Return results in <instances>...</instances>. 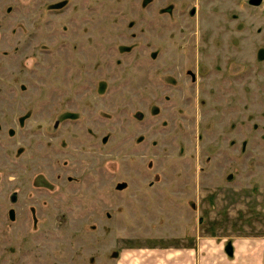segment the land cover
<instances>
[{
	"label": "rangeland",
	"instance_id": "1",
	"mask_svg": "<svg viewBox=\"0 0 264 264\" xmlns=\"http://www.w3.org/2000/svg\"><path fill=\"white\" fill-rule=\"evenodd\" d=\"M252 1L0 0V264H264Z\"/></svg>",
	"mask_w": 264,
	"mask_h": 264
},
{
	"label": "crops",
	"instance_id": "2",
	"mask_svg": "<svg viewBox=\"0 0 264 264\" xmlns=\"http://www.w3.org/2000/svg\"><path fill=\"white\" fill-rule=\"evenodd\" d=\"M137 250L138 249H136V250L135 249H126L122 253L121 259H120L118 264H151L150 260H148V258H145V257H142L140 259V261L135 260L136 257L133 255V253H135ZM139 250H142V249H139ZM222 251H224V255H223L222 259L224 261H226V262L229 261V260H231V261L234 260L236 262L238 257L242 258V254L240 253L242 251L239 250V253H234V258L233 259H229L228 256L231 257V258L233 256L232 249L230 251H227L224 248V243H223V246H222ZM212 252H213V250H212ZM199 253H200V251H199ZM177 255H180L181 258L179 260H177L176 262L174 261L172 264H185V262L183 260L186 259V258L189 260L186 264H196V261H194L192 263V258L195 259L196 255H197V252L194 249L193 250L188 249L187 251L180 252V254H177ZM158 256H160V255H158ZM173 256H175V255L170 254V256L166 255L164 257L168 259V258H172ZM222 259L221 260L219 259V260L222 261ZM210 260H211L210 257H206L205 254H204V256L200 255V259L198 258L197 264H210V262H209ZM234 261H232V262H234ZM212 262L214 264L216 261L212 260ZM157 264H170V263H167V261L165 260V261H160Z\"/></svg>",
	"mask_w": 264,
	"mask_h": 264
},
{
	"label": "trees",
	"instance_id": "3",
	"mask_svg": "<svg viewBox=\"0 0 264 264\" xmlns=\"http://www.w3.org/2000/svg\"><path fill=\"white\" fill-rule=\"evenodd\" d=\"M225 249H226L227 251H230V250L232 249V247H231L230 244H228V245L225 247Z\"/></svg>",
	"mask_w": 264,
	"mask_h": 264
},
{
	"label": "water",
	"instance_id": "4",
	"mask_svg": "<svg viewBox=\"0 0 264 264\" xmlns=\"http://www.w3.org/2000/svg\"><path fill=\"white\" fill-rule=\"evenodd\" d=\"M259 3V2H261V0H254V1H252V3Z\"/></svg>",
	"mask_w": 264,
	"mask_h": 264
},
{
	"label": "flooded vegetation",
	"instance_id": "5",
	"mask_svg": "<svg viewBox=\"0 0 264 264\" xmlns=\"http://www.w3.org/2000/svg\"><path fill=\"white\" fill-rule=\"evenodd\" d=\"M254 1V0H253ZM263 0H261V2H262ZM192 14H193V11L191 12Z\"/></svg>",
	"mask_w": 264,
	"mask_h": 264
}]
</instances>
